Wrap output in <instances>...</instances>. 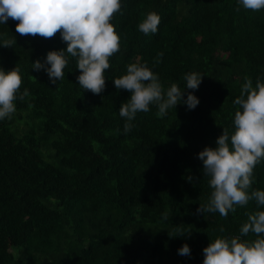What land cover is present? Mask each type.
I'll use <instances>...</instances> for the list:
<instances>
[{"label": "trees", "instance_id": "16d2710c", "mask_svg": "<svg viewBox=\"0 0 264 264\" xmlns=\"http://www.w3.org/2000/svg\"><path fill=\"white\" fill-rule=\"evenodd\" d=\"M121 4L111 21L120 51L99 95L79 86L71 57L56 84L32 69L49 51L66 49L59 33L21 36L17 21L0 24V44L15 38L0 47V69L19 68L20 92L30 93L0 120V264H202L210 242L240 235L245 214L264 211L253 200L226 218L197 212L211 192L198 153L215 148L223 129L234 131L233 101L245 78L264 83V9L245 10L239 0ZM149 12L160 23L146 36L137 26ZM131 63L146 64L165 91L175 83L182 100L191 93L198 105L180 103L160 118L150 105L125 134L119 108L130 93L113 79ZM191 72L203 76L197 90L184 87ZM252 190L264 191V161ZM184 244L190 256L178 254Z\"/></svg>", "mask_w": 264, "mask_h": 264}, {"label": "clouds", "instance_id": "9594fccd", "mask_svg": "<svg viewBox=\"0 0 264 264\" xmlns=\"http://www.w3.org/2000/svg\"><path fill=\"white\" fill-rule=\"evenodd\" d=\"M239 4L253 12L264 9V0H239ZM121 8V0H0V24L9 19L17 21L15 31L21 36L50 39L59 33L66 49L49 51L44 63L37 60L31 64L32 69H43L50 82L56 84L64 79V69L71 57L80 72L76 77L79 86L99 95L105 89V71L111 67L109 60L120 51V36L111 21ZM159 23V15L149 12L138 24V31L146 36L155 34ZM14 45L15 38L3 39L0 47ZM162 56L163 53H158L157 63ZM202 77L200 73H187L184 87L197 90ZM113 84L117 90L130 93L127 102L119 108L120 117L126 121L125 134L134 127L131 121L136 114L148 112L150 105L157 107L156 115L160 118L180 103L188 109H194L199 103L191 93L182 100L183 91L175 83L165 91L158 75L146 64H129L126 74L113 79ZM21 85L19 68L7 73L0 69V120L11 118L16 111L15 101L30 95L27 89L20 92ZM233 103L238 106L234 113V131L230 134L228 129H223L215 148L205 147L198 153L211 189L207 203L199 205L198 213H219L226 218L237 206L244 207L249 201L264 206V191L249 192L254 169L264 161V83L257 80L253 87L251 79L245 78L240 96ZM245 215L247 220L239 228L240 235L215 238L203 249L202 264H264V211ZM164 219H168L167 214ZM223 231L221 228L220 232ZM250 233L256 239H241ZM178 254L190 256L189 246L184 244Z\"/></svg>", "mask_w": 264, "mask_h": 264}]
</instances>
